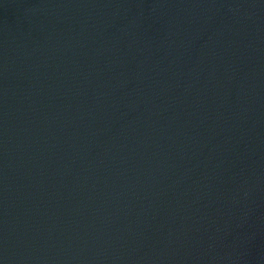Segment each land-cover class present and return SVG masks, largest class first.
<instances>
[{
  "label": "water",
  "instance_id": "95a60500",
  "mask_svg": "<svg viewBox=\"0 0 264 264\" xmlns=\"http://www.w3.org/2000/svg\"><path fill=\"white\" fill-rule=\"evenodd\" d=\"M0 264H264V0H0Z\"/></svg>",
  "mask_w": 264,
  "mask_h": 264
}]
</instances>
